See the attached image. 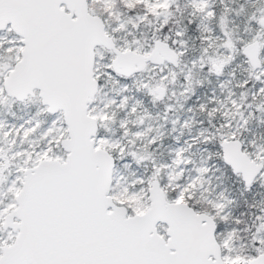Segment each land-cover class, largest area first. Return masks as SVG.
<instances>
[{
    "label": "snow or ice",
    "instance_id": "1",
    "mask_svg": "<svg viewBox=\"0 0 264 264\" xmlns=\"http://www.w3.org/2000/svg\"><path fill=\"white\" fill-rule=\"evenodd\" d=\"M0 264H264V0H0Z\"/></svg>",
    "mask_w": 264,
    "mask_h": 264
}]
</instances>
